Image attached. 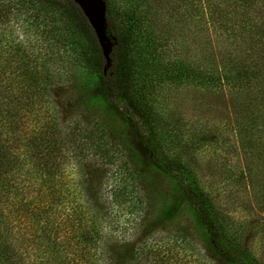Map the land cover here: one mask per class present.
<instances>
[{
    "label": "trees",
    "instance_id": "obj_1",
    "mask_svg": "<svg viewBox=\"0 0 264 264\" xmlns=\"http://www.w3.org/2000/svg\"><path fill=\"white\" fill-rule=\"evenodd\" d=\"M106 2L118 39L107 73L100 41L76 2L0 0V19L13 8H28L44 20L48 34L71 45L86 69L82 83L94 78L113 120L60 127L41 107L55 80L49 59L38 61L26 47L6 50L0 58V264H196L194 250L176 233L181 230L167 239L149 233L112 247L100 209L63 186L72 160L94 156L98 164H117L123 153L136 165L146 159L184 187L210 253L226 264H264V227L247 234L255 217L235 219L202 185L196 159L185 156L181 124H171L155 105V91L166 82L214 91L229 109L239 156L233 172L216 178L240 183L251 212L264 213V0ZM174 138L181 151L173 149ZM124 157L107 193L110 212L115 221H150L161 205H142L141 172Z\"/></svg>",
    "mask_w": 264,
    "mask_h": 264
},
{
    "label": "rangeland",
    "instance_id": "obj_2",
    "mask_svg": "<svg viewBox=\"0 0 264 264\" xmlns=\"http://www.w3.org/2000/svg\"><path fill=\"white\" fill-rule=\"evenodd\" d=\"M36 19L34 11L28 8H13L8 17L0 19V58L4 57L6 50L11 49L10 46H20L28 48L32 57L40 62L49 59L47 63H51L55 80L41 107L54 113L60 127L66 128L76 120L89 124L96 119L102 122L110 119L113 123L106 112L105 103L98 98L94 78L87 85L82 83L86 69L77 53L69 43L54 37V34H48L44 20ZM155 92V105L163 116L171 124L176 121L181 124L180 139L184 142L183 146L190 150L185 156L188 160L191 157L196 159L202 185L217 196L219 203L226 207L228 205L227 209L234 214L235 219L255 217L247 234L264 227V213L255 216L251 212L247 204L250 197L243 186L233 179L219 181L216 178L224 175L227 170L233 172L239 164V156L233 146L229 109L225 108L217 94L201 84L185 81L163 83ZM173 140V149L181 151L182 144L177 142V138ZM127 154L123 153L121 159L125 155L124 159L132 170L141 172L137 190L142 197V205L149 210L161 205L156 214H151L150 221H143L141 216L131 223L126 222L124 216L115 221L114 214L110 212L112 204L109 203L107 193L113 182L112 174L117 164L122 163L121 159L117 164L101 165L92 156L79 162L72 160L65 168L63 186L88 199L103 214L107 243L114 247L116 241L134 242L137 237H145L149 233L167 239L175 231L181 230L182 234L176 233L194 250L193 262L199 264L203 259L213 264H226L214 253H210L200 238L199 230L190 215L184 187L153 170L146 159H141L140 164L136 165V160Z\"/></svg>",
    "mask_w": 264,
    "mask_h": 264
},
{
    "label": "water",
    "instance_id": "obj_3",
    "mask_svg": "<svg viewBox=\"0 0 264 264\" xmlns=\"http://www.w3.org/2000/svg\"><path fill=\"white\" fill-rule=\"evenodd\" d=\"M76 2L96 33L105 57L104 71L113 64L112 53L118 43L117 36L113 33L109 18L106 0H73Z\"/></svg>",
    "mask_w": 264,
    "mask_h": 264
}]
</instances>
